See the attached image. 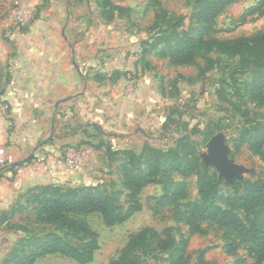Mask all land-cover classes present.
<instances>
[{"label": "rangeland", "instance_id": "obj_1", "mask_svg": "<svg viewBox=\"0 0 264 264\" xmlns=\"http://www.w3.org/2000/svg\"><path fill=\"white\" fill-rule=\"evenodd\" d=\"M163 11L164 22L159 19ZM18 12L25 14L19 21L22 24L13 18ZM199 12L195 0H0V46L10 49L6 65L15 60L13 56L44 57L54 42L57 54L68 53L67 46L60 44L65 43L62 33L66 32L68 45L73 42L75 47L81 46L75 60L88 66V73L97 70L110 74L115 66L123 68L127 70L123 75L134 82L135 89L147 91L146 116L142 117L145 111L138 105L135 127L144 129L151 141L162 145L187 135L203 166L188 176L172 173L169 179L173 185L168 192L158 184L147 187L138 196L140 209L121 224L106 226L98 214L82 218L96 234L97 249L91 261L79 263L54 253L34 259V264H108L130 235L143 227L155 229L163 239L172 237L174 244L170 250L159 252L154 239L143 242L130 252L136 264H264V259L257 261V245L242 241L216 222L199 220V213L190 214L192 207L208 204V193L216 185L215 205L238 215L246 226L258 225L264 218V203L240 202L249 199L255 181L264 180V106L251 99L249 89L257 67L244 63L241 53L223 51L216 43L263 32L264 0H230L208 23ZM174 23L176 35L165 40L168 34L163 30ZM199 35L206 43L197 50L194 62L172 64L168 56L160 55L178 38ZM96 64L100 68L96 69ZM260 92L264 98V87ZM185 117L199 121L200 128L206 124L212 135L206 139L199 134L191 136L190 130L184 129ZM165 134L166 139L158 138ZM216 134L223 136L227 159L235 165L230 178L203 159L208 154V140ZM260 134L263 137L259 140ZM141 140L138 137L131 142L138 146ZM89 161L91 166L99 164L95 155ZM87 167L84 174L94 177ZM181 183L186 184L183 197L176 188ZM103 188L107 192L115 190L122 211L132 206L122 185ZM175 194L179 196L173 199ZM21 207L0 213V264H16L53 235L82 248L85 238L37 222L34 206ZM191 222L198 231L191 230Z\"/></svg>", "mask_w": 264, "mask_h": 264}, {"label": "crops", "instance_id": "obj_2", "mask_svg": "<svg viewBox=\"0 0 264 264\" xmlns=\"http://www.w3.org/2000/svg\"><path fill=\"white\" fill-rule=\"evenodd\" d=\"M62 38L65 43L60 44L67 46L68 53L57 54L54 42L44 57L13 56L15 60L8 65L10 49L0 46L4 49L0 50V148L15 158L14 167L0 169V211L16 210L20 205L33 207L37 199L68 187L115 188L121 185L120 164L126 158L122 154L112 157L110 152L139 155L145 147L166 149L174 143L153 142L144 129L134 126L137 106L144 110L148 97L147 91L135 89L134 82L125 78L127 70L115 66L110 74L97 70L90 74L88 66L75 60L81 46L68 45L66 32ZM163 136L158 138L166 139ZM138 137L142 140L135 146L131 141ZM65 147L84 153L83 157L79 154L77 166L59 161ZM92 155L99 164L91 166ZM87 165L102 178L84 174ZM149 186L152 184L139 194Z\"/></svg>", "mask_w": 264, "mask_h": 264}, {"label": "trees", "instance_id": "obj_3", "mask_svg": "<svg viewBox=\"0 0 264 264\" xmlns=\"http://www.w3.org/2000/svg\"><path fill=\"white\" fill-rule=\"evenodd\" d=\"M229 1L195 0L200 10L199 13L203 15L204 22L207 23ZM115 9L119 12L122 11L120 7H115ZM162 13L159 19L161 18L164 22L166 12L163 11ZM157 21L155 22V26ZM176 25L177 23H174L169 28L166 27L163 30V33L168 34L164 37L165 40H168L169 36L174 37L176 35ZM210 40L208 42H214V39ZM205 43L206 40L200 35L198 38H178L174 45L168 47L167 51H160V55L168 56L172 64H189L194 62L197 50H200ZM216 43L220 44V49L223 51L241 53L244 63L254 64L257 67V70L254 72L252 85L249 88L251 92L250 97L257 100L259 105L264 106V98L260 92L264 87V31L255 37H239L231 40L216 41ZM191 120L187 118L182 119L185 125L184 129L190 130L191 136L199 134L206 139L212 135L211 130L206 128V124L204 128H200L199 121L196 120V122L191 123ZM262 137L263 135L260 134L258 139L260 140ZM257 149L258 151L260 150L259 147ZM118 154H122L126 158L125 163L120 164L121 185L126 189L128 200L132 203V206L122 211L118 205L115 190L107 192V188L96 191L91 187H68L63 191H55L53 194L45 195L37 199L33 207L36 221L57 226L74 236L85 238V241L80 246L82 248L79 249L72 244L64 242L60 237L53 235L52 238L46 239L43 244L38 246L34 252L25 258L17 260L16 264H34V259L54 253L74 258L79 263L91 261L93 253L97 249L96 234L86 226L85 222L81 220L82 218L98 214L106 226L121 224L135 211L140 209L137 201L143 187L149 184H158L165 189L167 188L168 192L170 186L173 185L169 179L172 173L188 176L192 172H197L199 166L203 167L199 161L195 146L187 135L176 139L166 149L145 147L139 155L131 151L110 152V156L112 157ZM185 187V183L176 185V188L181 192L180 197L185 195ZM252 187L254 191L249 196V199H241L240 202L250 203L252 200H256L257 202L264 203V180L255 181ZM215 190L216 185L208 193L209 202L207 205L192 207L190 214L195 215L199 213V220L216 222L220 226L233 231L242 241H251L250 245H257V251L260 253L257 261L264 259V218L259 221L258 225L251 224L250 226H246L238 215L214 204ZM117 193L119 194L118 191ZM178 196V194H175L173 199ZM159 199H161V196L157 200ZM190 225L193 232L198 231V226L195 223L191 222ZM150 239L155 240V248L159 252L170 250L174 244L172 237L167 236L163 239L155 229L143 227L138 232L130 235L118 254L111 258L108 264H136V260L130 256V252ZM248 251H252V248H249Z\"/></svg>", "mask_w": 264, "mask_h": 264}, {"label": "water", "instance_id": "obj_4", "mask_svg": "<svg viewBox=\"0 0 264 264\" xmlns=\"http://www.w3.org/2000/svg\"><path fill=\"white\" fill-rule=\"evenodd\" d=\"M207 155H203L206 164L212 165L221 175L227 178L234 176L235 165L227 159V149L223 145V136L216 134L211 137L207 144Z\"/></svg>", "mask_w": 264, "mask_h": 264}, {"label": "built area", "instance_id": "obj_5", "mask_svg": "<svg viewBox=\"0 0 264 264\" xmlns=\"http://www.w3.org/2000/svg\"><path fill=\"white\" fill-rule=\"evenodd\" d=\"M25 14L18 12L14 13V20L18 22V24H22V22H19L23 20V16ZM1 105V101H0ZM59 161L63 162L69 167H75L80 162V156L79 154L74 150L72 147H65L62 151V154L60 156ZM15 165V159L13 158V155L4 147L0 148V169L7 168L10 166Z\"/></svg>", "mask_w": 264, "mask_h": 264}]
</instances>
